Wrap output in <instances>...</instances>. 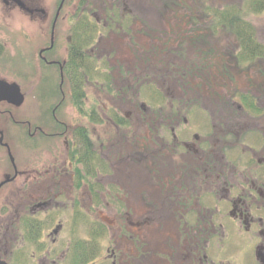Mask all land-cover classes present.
Segmentation results:
<instances>
[{
	"label": "flooded vegetation",
	"instance_id": "obj_1",
	"mask_svg": "<svg viewBox=\"0 0 264 264\" xmlns=\"http://www.w3.org/2000/svg\"><path fill=\"white\" fill-rule=\"evenodd\" d=\"M135 1L127 0L123 14L134 16ZM94 9L89 0H0V59L11 50L20 60L24 95L18 108L0 103V118L17 126L12 143L21 152L18 164L0 163V258L264 264V103L259 117L229 100L216 107L225 114L187 117L180 110L185 101L167 88L170 99L161 102L159 116L107 118L104 127L114 136L105 143L101 125H88L87 132L86 118L74 109L76 88L60 57L70 54L68 19L79 23L85 15L99 24ZM206 33L210 42L212 30ZM169 74L182 82L178 69ZM196 75L194 84H175L173 93L210 91L211 80L204 88ZM40 101L47 117L13 119ZM123 119L128 125L119 132ZM121 143L129 147L123 153Z\"/></svg>",
	"mask_w": 264,
	"mask_h": 264
},
{
	"label": "rangeland",
	"instance_id": "obj_2",
	"mask_svg": "<svg viewBox=\"0 0 264 264\" xmlns=\"http://www.w3.org/2000/svg\"><path fill=\"white\" fill-rule=\"evenodd\" d=\"M96 3H94L93 0L90 1V7H96L98 9H94V15L95 17H98V19L102 20L103 16L108 9L107 6L105 8H101L102 5L97 3V0H95ZM105 1V0H104ZM121 1V0H119ZM168 0H138L137 6L134 7L133 17H127L124 18L126 15L123 16V19H125L123 22H120V19L118 18L120 15V9L116 11L115 18L113 19L114 22H110L111 26L109 29H113V27L116 24H120L122 26V30L124 32H116L115 29H113V32H109V29H104L102 24L99 25L96 24L95 20L93 19H86L87 20V26L74 24L71 25L72 29L74 28L77 32H79L84 38L86 33L90 36L93 48L90 52V61L83 64V68L79 70V72H86L88 74L86 80L87 83H85L84 89L86 94V100L84 105V115H89L91 113V110L95 111L97 116L95 119L98 120L100 117L102 120L106 117L113 116L110 110L113 109L116 110V107H120V117L126 116V114L129 117H135L138 116V110L140 104H144L146 106H154L153 103L157 102L158 99L155 97V93L157 92L161 97H165L163 90L167 86H170L169 84L173 83V81L169 82L164 75V72L161 71V74L163 75V79L160 80L159 78L156 79V81L152 85H142L143 88L149 89L148 91H140L138 90L137 98L135 101H137L136 109L131 107L129 104L124 102H119L118 100L114 99L113 101H109L103 93H101L98 89L100 85L107 86L106 78L109 77V80L112 82L114 80H124L128 76L124 70L129 69V72L131 74L134 73L135 76H142L141 74L137 75L138 72L145 73V67L147 64L140 63L139 60H137V57L140 60L146 59L145 53L149 51V44L150 42H164V36L167 32L172 31L171 29L175 30V28L182 27L180 21L182 19L180 17H177L175 20H173L171 17L167 20V23L165 22V15L164 20L162 21L159 15H161L159 12L161 9L162 2H166ZM179 1V0H177ZM200 1V0H199ZM106 3L109 5L111 3L110 0H106ZM117 0L113 1V4H117ZM204 6H209L212 9V14L210 16L206 15V12L203 13L202 9L196 10L193 13V16L191 19L187 17L185 21L186 27L195 26L198 28H201L200 30H203L207 23H214L215 28V21L213 17V13L215 11L221 12V14H230L232 12L239 11L242 20L244 24H246L249 28L252 29L253 36L255 35V39L257 43H262L264 45V0H204L202 2ZM105 4V2H104ZM195 5V0H192L189 6ZM179 6V5H178ZM139 7L142 8L139 10ZM194 7V6H193ZM100 10V11H98ZM173 13H176L180 11V8L178 7L177 11H174L173 8L169 9ZM104 12V14H103ZM95 24L97 26H95ZM169 27L171 29H169ZM80 28V30H79ZM166 28V29H165ZM186 28V29H187ZM166 30V31H165ZM165 32V33H164ZM213 38L208 44H204L201 51L203 56L206 54L207 46L212 45V56L215 59L214 69L213 73L216 77V80H222L224 77L221 75L218 71V65L216 59H221V56L223 54H227L230 58L231 56H235V52H232L231 49H233L236 45L235 39L229 35V30H221L213 29ZM212 32V33H213ZM188 33V30L186 31ZM180 33H178V36ZM73 40V37H72ZM99 41V48L102 52L104 51V55H108V53H111V56L109 59L104 57V55H101L100 57H96V54L99 52L98 46L96 45ZM153 41V42H152ZM76 41H74L75 43ZM132 44V45H131ZM178 47H181V45L178 43ZM62 46V45H61ZM89 49V48H88ZM91 49V48H90ZM183 51L185 49H182ZM186 51V50H185ZM11 52V50H10ZM9 51H6V55L4 58V61L2 62V58L0 59V78L6 79L9 82L16 80L18 84L21 82V70L19 67V59H16L14 57H10ZM214 54V55H213ZM139 62V63H138ZM200 63V62H199ZM18 64V68H17ZM195 65L194 61L189 62V67L193 68ZM4 66V67H3ZM238 69L233 71L234 77L226 80L227 83H230L232 85L231 95L234 93L233 98L234 100L239 103V96L240 94L248 95V94H254V96L261 98V101L264 100V92L260 91V94H257L256 92H251V89H249V84H252V80H249V75L251 72L254 71V67L249 62H239L238 63ZM251 66V68H250ZM23 68V66H22ZM19 70V71H18ZM18 71V72H17ZM23 72H25L24 68L22 69ZM18 73V75H17ZM121 74V75H120ZM124 74V75H122ZM246 74V75H244ZM166 78V79H165ZM165 85V87L163 86ZM183 84H191L189 80H184ZM136 86V85H135ZM233 87L235 91L233 90ZM39 95L38 98H41L40 92H38ZM204 91H201L200 95H198V105L202 107V110H206L210 113L214 112L215 117L218 115L216 114H225L226 108H223V106L220 109H217L219 105H222V95H224L222 92L219 91L218 88H214L210 90L211 95L204 94ZM172 95V93H169ZM235 94L236 97H235ZM205 95V96H204ZM167 96V95H166ZM173 96V95H172ZM168 97V96H167ZM186 99V98H184ZM189 100H193V98H189ZM205 100V101H204ZM202 102V103H201ZM241 102V101H240ZM213 104V106L211 105ZM63 109V107H62ZM44 111V106L41 103V101L35 105L32 106H25L22 109L14 112L12 114V117L14 120L20 119L21 117H26L30 119H35L36 116H40ZM114 113V112H113ZM251 115V114H250ZM69 116V115H67ZM189 116H199V112L197 108H192L191 113ZM251 116H256L254 113H252ZM47 117V115L42 114L40 117L41 119H44ZM200 117H207L205 112L200 111ZM254 125H251V128H253ZM17 129V126L12 124V122L6 118H0V131H2L7 141L13 145L14 139L12 138V132ZM101 129L106 132L107 136L104 142L106 143L107 140L114 136L113 132L110 133L109 129H105L104 122L101 125ZM117 147L119 149H122V153L124 150L126 151L129 149V147L125 144H117ZM14 148V145H13ZM121 151V150H120ZM3 152V154L1 153ZM12 152V150H11ZM4 154L5 152L3 150H0V159L2 160L1 165H4L7 163V160L4 161ZM14 155L16 156V153L14 151ZM71 213V212H70ZM71 218V216H70ZM71 224V223H70ZM78 239L86 238L83 234L81 237H77ZM70 239L74 240L73 236L70 235ZM11 264H14V260H11Z\"/></svg>",
	"mask_w": 264,
	"mask_h": 264
},
{
	"label": "trees",
	"instance_id": "obj_3",
	"mask_svg": "<svg viewBox=\"0 0 264 264\" xmlns=\"http://www.w3.org/2000/svg\"><path fill=\"white\" fill-rule=\"evenodd\" d=\"M192 0H168L166 2H162V6H165L169 8H173L174 11L178 10V7L181 11L180 18L182 20L185 19L186 15L185 13L190 12L192 14L193 12V6L201 7L203 10V13L207 11L204 8V0H195V5L189 6ZM179 5V6H178ZM177 6V7H176ZM169 8V9H171ZM199 10V9H198ZM164 14V11L161 13ZM176 18L179 17L178 12L174 13ZM214 21H215V28L216 27H222L226 26L229 30V35L232 36L235 39L236 45L233 49H231L232 52H236L237 56H231L230 58L221 59L219 62H228L230 64L229 69H233L235 71L238 69V63L239 62H250L253 61L257 56H260V54H264V48L261 47L258 43L255 42L252 29L249 28L246 24H244L242 20V16L239 11L232 12L230 14H221L219 11H215L213 13ZM80 57L79 54H73L71 55L72 60L75 62L78 61V58ZM262 61H264V56L261 57ZM77 64V63H76ZM218 67H221L220 65ZM78 68L74 72H76ZM74 77V76H73ZM75 79L79 80V76H76ZM83 79V76L80 75V80ZM79 87V83L77 84ZM76 86V87H77ZM221 86H224V84H221ZM110 93V92H109ZM81 91H78L77 93H74V103L77 110H80L81 107H83V104L80 103L82 99ZM120 95V94H119ZM246 102V100H244ZM250 110L257 111L258 109L255 106H250Z\"/></svg>",
	"mask_w": 264,
	"mask_h": 264
},
{
	"label": "water",
	"instance_id": "obj_4",
	"mask_svg": "<svg viewBox=\"0 0 264 264\" xmlns=\"http://www.w3.org/2000/svg\"><path fill=\"white\" fill-rule=\"evenodd\" d=\"M6 102L13 106L19 107L23 101V97L19 92V88L15 83L9 84L0 80V102ZM2 139L0 138V141ZM0 264H6L0 260Z\"/></svg>",
	"mask_w": 264,
	"mask_h": 264
}]
</instances>
